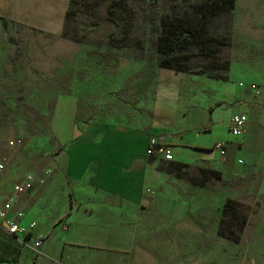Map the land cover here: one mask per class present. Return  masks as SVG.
<instances>
[{
	"label": "rangeland",
	"instance_id": "rangeland-1",
	"mask_svg": "<svg viewBox=\"0 0 264 264\" xmlns=\"http://www.w3.org/2000/svg\"><path fill=\"white\" fill-rule=\"evenodd\" d=\"M203 1L79 0L70 2L72 15L62 31H54L55 24L44 30L0 18V162L8 174L23 181L33 175L34 191L52 178L63 149L54 127L58 108L71 117L75 107L78 125L149 126L169 70L158 66L161 20L187 15L196 22L195 8ZM20 14L32 22L50 18L36 10ZM209 30L226 36L230 46L210 58L191 49L188 72L169 70L183 76L181 98L212 101L222 91L208 85L217 83L237 88L247 101L264 102V0H236L235 8L214 19ZM214 63L229 67L215 69ZM188 85L201 90L190 91ZM185 165L181 176L168 173L171 180L147 206L124 216L127 242L99 252L100 264H264V194L251 176L222 173L221 181L202 187L203 170L214 169L199 162ZM229 199L233 207L225 210ZM210 201L215 206L209 207ZM213 226L216 250L208 249L207 234L178 233L179 227L197 233ZM134 235L136 254L128 243ZM9 248L16 256L7 255ZM5 253L0 264H38L41 257L0 229V256Z\"/></svg>",
	"mask_w": 264,
	"mask_h": 264
},
{
	"label": "crops",
	"instance_id": "crops-1",
	"mask_svg": "<svg viewBox=\"0 0 264 264\" xmlns=\"http://www.w3.org/2000/svg\"><path fill=\"white\" fill-rule=\"evenodd\" d=\"M70 2L0 0V18L44 30L55 24L54 31H62ZM24 10L40 11L50 18L43 23L24 20L20 16ZM171 73L164 72L147 127L78 125L75 107L70 109L71 117L67 111L57 109L55 134L63 149L55 172L46 185H37L35 191L34 188L20 196L14 206V211L25 214L24 225L36 223L35 233L44 242L46 250L38 264H100L99 252L126 244L127 237H122L126 228L124 216L147 206L171 180L161 166L169 161L147 154L153 139L172 148L173 162L210 165L225 177L249 175L264 194V102L247 101L245 93H238L237 88L233 91L227 84L217 83L208 86L222 91L219 98L184 99L180 94L183 76ZM188 87H192L190 91L201 90L200 86ZM235 114L248 118L246 132L240 137L230 132V120ZM217 142L226 143L224 156L214 148ZM8 173L1 180L0 199L23 183L21 177ZM208 205L215 206L211 201ZM212 228L191 233L179 227L178 233L195 238L207 234L208 249L216 250V232ZM135 239V235L130 236L128 243H132L136 254Z\"/></svg>",
	"mask_w": 264,
	"mask_h": 264
},
{
	"label": "trees",
	"instance_id": "trees-1",
	"mask_svg": "<svg viewBox=\"0 0 264 264\" xmlns=\"http://www.w3.org/2000/svg\"><path fill=\"white\" fill-rule=\"evenodd\" d=\"M79 0H71V6ZM236 0H204L195 8L194 15L199 18L194 22L187 15L164 16L161 20L162 34L157 42V51L159 54L158 66L162 69L175 70L176 72H188L189 67L186 61L189 60V51L198 49L200 56L210 58L216 55L221 48L230 46L229 39L226 36L211 34L209 30L210 23L221 16V14L233 10ZM72 15V10H67L66 19ZM215 69L227 68L214 63ZM186 167L185 164L170 161L163 167L164 171L176 176L180 175V170ZM204 182L202 187L211 180L221 181L222 173L217 170L205 169ZM234 201L229 199L225 210L233 207ZM6 235V234H5ZM7 236V235H6ZM8 237V236H7ZM10 238V237H8ZM15 241L14 239L10 238ZM18 243L17 241H15ZM7 255L16 256V250L9 248ZM6 253L0 256V261L6 260Z\"/></svg>",
	"mask_w": 264,
	"mask_h": 264
},
{
	"label": "built area",
	"instance_id": "built-area-1",
	"mask_svg": "<svg viewBox=\"0 0 264 264\" xmlns=\"http://www.w3.org/2000/svg\"><path fill=\"white\" fill-rule=\"evenodd\" d=\"M242 87V85H240ZM253 93H258V88L255 84L250 87ZM248 118L244 114H235L230 120V132L234 137H240L246 132ZM226 143L217 142L214 148L224 156L226 154ZM149 156H160L166 161H171L173 158L172 150L164 144L159 143L156 139L151 140L147 150ZM6 172V166L0 162V184ZM23 183L14 186V193L6 195L0 199V229L10 238L18 242L23 248L31 251L35 255L41 254V249L44 246L42 238L35 233L36 223L31 222L27 225L22 223L25 214L22 211H14L15 203L19 197L32 191L35 188L36 180L33 175L26 176Z\"/></svg>",
	"mask_w": 264,
	"mask_h": 264
}]
</instances>
